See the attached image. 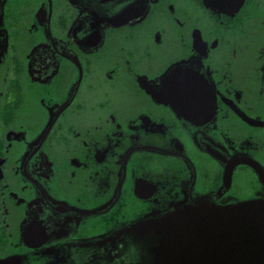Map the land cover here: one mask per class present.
Listing matches in <instances>:
<instances>
[{"label": "flooded vegetation", "instance_id": "af4514ba", "mask_svg": "<svg viewBox=\"0 0 264 264\" xmlns=\"http://www.w3.org/2000/svg\"><path fill=\"white\" fill-rule=\"evenodd\" d=\"M263 198L264 0H0V262L150 264Z\"/></svg>", "mask_w": 264, "mask_h": 264}, {"label": "water", "instance_id": "95a60500", "mask_svg": "<svg viewBox=\"0 0 264 264\" xmlns=\"http://www.w3.org/2000/svg\"><path fill=\"white\" fill-rule=\"evenodd\" d=\"M159 239L150 264H264V198L176 212Z\"/></svg>", "mask_w": 264, "mask_h": 264}, {"label": "snow or ice", "instance_id": "6c2138e0", "mask_svg": "<svg viewBox=\"0 0 264 264\" xmlns=\"http://www.w3.org/2000/svg\"><path fill=\"white\" fill-rule=\"evenodd\" d=\"M103 2H104V0H101V3H103ZM138 2H139V0H138ZM125 11H128V9H126ZM95 16H96V14L93 13V17H94L93 23L94 24L99 22L98 20L95 19ZM169 71L174 73V74L179 72L180 71L179 65L174 66ZM33 227L38 230L40 228V225L37 223V224L33 225ZM0 264H3V262H0Z\"/></svg>", "mask_w": 264, "mask_h": 264}, {"label": "rangeland", "instance_id": "374dc122", "mask_svg": "<svg viewBox=\"0 0 264 264\" xmlns=\"http://www.w3.org/2000/svg\"><path fill=\"white\" fill-rule=\"evenodd\" d=\"M249 75V74H248ZM250 77V76H249ZM248 83L250 84V81H249V79H248Z\"/></svg>", "mask_w": 264, "mask_h": 264}]
</instances>
